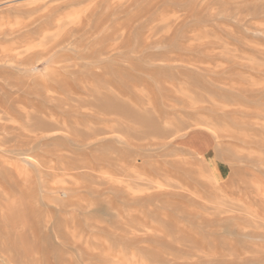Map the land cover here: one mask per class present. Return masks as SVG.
<instances>
[{"label": "rangeland", "instance_id": "obj_1", "mask_svg": "<svg viewBox=\"0 0 264 264\" xmlns=\"http://www.w3.org/2000/svg\"><path fill=\"white\" fill-rule=\"evenodd\" d=\"M0 54V264H264V0H0Z\"/></svg>", "mask_w": 264, "mask_h": 264}, {"label": "bare ground", "instance_id": "obj_2", "mask_svg": "<svg viewBox=\"0 0 264 264\" xmlns=\"http://www.w3.org/2000/svg\"><path fill=\"white\" fill-rule=\"evenodd\" d=\"M23 1V0H22ZM82 2V1H81ZM81 2H80V4H81ZM91 3H92V5H93V2H90V5L88 4L87 5V7L88 6H91ZM96 3V2H95ZM77 5V4H76ZM45 6V5H44ZM71 6V5H70ZM72 7V6H71ZM43 8V7H42ZM73 8V7H72ZM96 8V7H95ZM47 9V8H46ZM56 9V8H55ZM69 9V8H68ZM43 10V9H42ZM95 10H97V9H95ZM48 11V10H47ZM56 11V10H55ZM71 11V10H70ZM74 11V10H73ZM77 11V9L75 10V12ZM85 13H87V11L85 12ZM64 14V13H63ZM62 14V15H63ZM81 14V13H80ZM86 15V14H85ZM102 15V14H101ZM100 15V16H101ZM104 15V14H103ZM34 16V15H33ZM83 17H84V15H82ZM74 17V16H73ZM78 17V16H77ZM80 17V16H79ZM89 17V16H88ZM85 18V17H84ZM100 17H98V19H99ZM59 19H60V17H59ZM70 20V19H69ZM15 21V20H14ZM25 21V20H24ZM28 21V20H27ZM59 21V20H58ZM64 21H65V19H64ZM75 21H79V20H75ZM107 21V20H106ZM51 22V21H50ZM4 23V22H3ZM56 24V23H55ZM28 25H31V23H29ZM34 26V25H33ZM57 26H58V24H57ZM81 26H82V24H81ZM84 26V25H83ZM25 27V26H24ZM32 27V26H31ZM77 27H78V25H77ZM36 29H37V27H35ZM44 28V27H43ZM56 28H58V27H56ZM76 28V27H75ZM20 29V28H19ZM19 29H17L18 31H19ZM22 29V28H21ZM20 29V30H21ZM36 29H34V31H36ZM26 30V29H25ZM76 30V29H75ZM78 30V29H77ZM80 30V29H79ZM82 30V29H81ZM7 31V30H6ZM30 31V30H29ZM38 31V30H37ZM63 32L62 30H59V34H61V32ZM57 32V31H56ZM23 33V32H22ZM22 33H20L21 34V36H22ZM58 33V32H57ZM65 33V32H64ZM12 34V33H11ZM17 34V33H16ZM26 34V33H25ZM8 35V34H7ZM13 35V34H12ZM56 35V34H55ZM4 37H6V36H4ZM54 37V36H53ZM55 37H57V35L55 36ZM3 38V37H2ZM16 38V37H15ZM50 38V37H49ZM16 39H18V38H16ZM31 40V39H30ZM15 41V40H14ZM32 41V40H31ZM58 41V40H57ZM12 42V41H11ZM42 42H44V41H42ZM42 42H41V46H44V48H43V51H44V49H46V47H45V45L47 44H44V45H42ZM32 43V42H31ZM17 44V43H16ZM60 44V43H59ZM48 45V44H47ZM36 45H34V47L32 46V49H31V51L33 50V48L34 49H36L37 47H35ZM58 46H60V45H57V49H58ZM12 47H15V46H12ZM63 47V46H62ZM65 47V46H64ZM5 48V47H4ZM6 48H8V47H6ZM21 48H22V46H21ZM20 49V48H19ZM28 49V48H27ZM2 50V49H1ZM12 50H16V49H12ZM4 51V50H3ZM3 51H1V52H3ZM6 51V50H5ZM25 51L27 52V50L25 49ZM28 51L30 52V50L28 49ZM41 51H42V48H41ZM75 52V51H74ZM106 52V51H105ZM4 54V53H3ZM8 54V53H7ZM20 54V53H19ZM46 54H47V52H46ZM2 54H0V56H1ZM49 55H50V53H49ZM6 56V55H5ZM15 58V57H14ZM13 58V59H14ZM15 59H17V58H15ZM14 59V60H15ZM27 59V58H26ZM39 60L41 59V58H38ZM42 59H43V57H42ZM1 61V60H0ZM19 62V61H18ZM18 62H16V63H18ZM21 62V61H20ZM69 64H71V62L69 63ZM69 64H68V66H69ZM72 65H74V64H72ZM71 65V66H72ZM1 70H0V77H4L5 75H6V73L8 72V71H10V70H7V69H3V68H0ZM11 72V71H10ZM12 73V72H11ZM8 74V73H7ZM11 76V75H10ZM4 83H2V82H0V96L1 95H3V96H5V95H7L8 96V93H12V94H14V95H16V93H17V91L15 92V93H13V90L14 89H16L17 90V83L15 82H12V81H3ZM19 86V85H18ZM20 87V86H19ZM2 93V94H1ZM2 98V97H1ZM0 110H1V108H0ZM1 114H3V113H5V112H0ZM4 120V119H3ZM14 205H16V203L14 204ZM19 205V204H18ZM17 206V205H16ZM18 207V206H17Z\"/></svg>", "mask_w": 264, "mask_h": 264}]
</instances>
